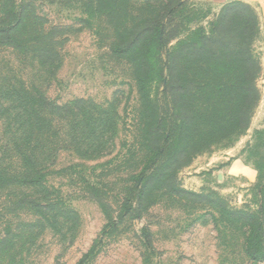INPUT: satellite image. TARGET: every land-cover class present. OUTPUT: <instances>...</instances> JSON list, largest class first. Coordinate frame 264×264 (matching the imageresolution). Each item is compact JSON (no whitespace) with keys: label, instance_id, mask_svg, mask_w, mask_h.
<instances>
[{"label":"rangeland","instance_id":"obj_1","mask_svg":"<svg viewBox=\"0 0 264 264\" xmlns=\"http://www.w3.org/2000/svg\"><path fill=\"white\" fill-rule=\"evenodd\" d=\"M15 2L17 10H25L13 36L27 44L17 48L0 38V84L8 85L17 74L54 103L74 104L76 114L55 119L62 133L45 175L54 206L28 205L0 225L7 219L37 224L25 235L29 240L18 264H264L243 255L237 235L226 236L217 207L258 208L264 182V134L257 133L264 131V70L261 99L247 131L190 155L175 173L177 185L203 198L162 194L163 183L152 186L154 194L144 203L131 197L136 176L151 156L143 143L137 55L159 52L166 58L199 30L209 31L223 6L211 0ZM156 24L159 30L152 32ZM142 28H148L143 38H133ZM131 41L130 50L123 48ZM43 46L53 48L52 65L41 54ZM261 48L260 31V57ZM150 88L158 93L165 84L154 81ZM1 140L0 131V145ZM238 158L251 171L221 170L220 164ZM128 197L132 209L124 211ZM38 198L45 201L46 194Z\"/></svg>","mask_w":264,"mask_h":264},{"label":"trees","instance_id":"obj_2","mask_svg":"<svg viewBox=\"0 0 264 264\" xmlns=\"http://www.w3.org/2000/svg\"><path fill=\"white\" fill-rule=\"evenodd\" d=\"M15 4V0H0V38L23 48L27 43L14 38L13 32L24 21L25 7L17 10ZM211 25L209 31L199 30L180 42L166 58L159 52L141 51L137 55L143 143L151 153L132 187L131 197L141 203L153 196L152 186L157 189L159 183L167 189L162 194L203 198L177 185L175 173L190 155L239 138L249 128L261 99L263 65L256 50L261 28L256 10L245 2L233 1L223 6ZM145 30L148 28H142L133 38H143ZM155 30L159 25L153 26L152 32ZM157 35L153 38H159ZM132 45V41L126 42L123 48L130 50ZM42 53L48 55L52 65L53 48L43 46ZM12 77L8 85L0 84V131L5 138L0 145V225L6 215L28 205L54 206L47 198L50 194L45 175L62 133L55 119L63 114L76 115L74 104H56L19 75ZM154 81L162 82L165 88L153 93L149 84ZM257 133L262 135L264 131ZM260 166L258 163L262 175ZM41 193L46 194L42 202L38 198ZM131 197L124 202V211L132 209ZM257 205V209L217 206L224 233L232 238L237 235L243 255L253 262L264 261V182L259 186ZM36 226L22 221L13 224L10 219L2 229L0 226V264L23 260L22 248L29 240L25 235Z\"/></svg>","mask_w":264,"mask_h":264},{"label":"crops","instance_id":"obj_3","mask_svg":"<svg viewBox=\"0 0 264 264\" xmlns=\"http://www.w3.org/2000/svg\"><path fill=\"white\" fill-rule=\"evenodd\" d=\"M211 1L214 4L219 5L218 7H220V6L222 7V6H224L230 2H233V1H241V2H245V3L249 4L252 8H254L256 10V12L259 15L261 34L264 35V0H211ZM261 49H263L261 51V60H262L263 70H264V48H261ZM261 82L263 83V84H261V87H262V90L264 92V78L262 79ZM262 101H264V94L262 96ZM241 159L240 158L234 159L233 161L222 163L219 166H221V170H223L224 168H227L226 170L228 173H232V174H236V173L241 174L242 173V175H243V173H246L247 171H251V170H249L251 168L246 162H244Z\"/></svg>","mask_w":264,"mask_h":264}]
</instances>
